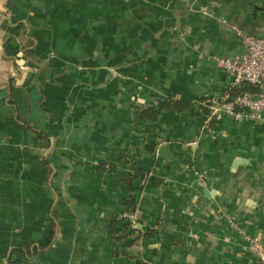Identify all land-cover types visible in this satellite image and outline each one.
<instances>
[{
    "label": "crops",
    "instance_id": "0c3cea01",
    "mask_svg": "<svg viewBox=\"0 0 264 264\" xmlns=\"http://www.w3.org/2000/svg\"><path fill=\"white\" fill-rule=\"evenodd\" d=\"M5 1L0 185L25 183L26 147L38 142L11 119L9 86L50 136V180L63 179L59 190L37 193V208L26 209L21 190L0 198L19 211L0 220L19 224L0 228L1 263L260 264L251 239L264 247V114L206 117L196 105L163 109L156 121L139 113L168 99L218 96L230 80L219 59L243 51L241 35L264 37V0H11L8 11ZM134 167L146 173L132 182L137 207L127 216L121 176ZM51 212V246L30 260L10 255L14 245L48 239ZM111 219L119 228L129 222L118 240Z\"/></svg>",
    "mask_w": 264,
    "mask_h": 264
},
{
    "label": "trees",
    "instance_id": "16d2710c",
    "mask_svg": "<svg viewBox=\"0 0 264 264\" xmlns=\"http://www.w3.org/2000/svg\"><path fill=\"white\" fill-rule=\"evenodd\" d=\"M11 5V0H6L4 3V9L5 10H9ZM26 43L27 45H33V40H31L29 37H26ZM24 49L26 50V45H22L21 50L24 53ZM3 53L8 56L9 58H13V53L6 48L5 43L3 44L2 47ZM28 51H26L27 53ZM8 93H7V103L9 106H11V109L13 110V114L11 116V119L18 122L23 129L29 131L31 133V135L35 136L38 140L37 142V150L38 152L44 154V156L46 155L45 158V164L47 166V177L49 178L50 175H52L53 173V167L51 166V164L48 161V156L49 154H47V151L50 147L51 141H50V136L43 130L40 128H37L35 126V123L29 119L28 117V112L27 111H23L20 107L19 104H17V102L15 100H13L11 98V87L9 86V88L7 89ZM244 91L250 92V93H257L260 91V88L258 86H254V85H249V84H243L239 87L234 88L233 90L230 91L231 95H237L240 94ZM212 97H204V98H199L196 99L195 101H185V100H171L168 99L167 101L162 102L159 106L155 105V104H151L150 106L146 107L145 109L141 110L139 115H140V119L142 120H149V121H156L160 114L161 111L163 109H168V108H172L175 112L177 113H181L185 110H188L190 108H192L193 105H196L199 109V113H202L204 115H206V117H208L211 112L212 109L210 107L211 100ZM206 100V101H205ZM201 102H204L205 105L203 106L202 104H200ZM211 121V120H209ZM209 124H211V122H209ZM147 151L148 152H153L154 151V146L152 144H148L147 145ZM109 167L111 170L116 169V164H109ZM146 171L143 168H139V167H134L132 172H125L122 174L121 176V181L123 183V187L126 191L127 197L123 200V205H124V212L126 213V215H132L137 207L136 205V199L133 195V180L138 178V177H144ZM46 184L48 185V187L50 189L54 188L53 186V181L52 180H47ZM55 214L54 212H51V214L49 215V224H50V234L49 237L46 241L44 242H36V241H29L25 244L22 245H14L12 246L11 250H10V255L13 254L14 252H20L22 253L25 258L27 260H30L34 255L39 254L41 252H44L45 250H47L51 244L54 242L55 236H56V229H57V224L55 222ZM120 223V220H116V219H111L109 221L108 224V232L109 234L115 238L116 240L120 239L123 237V230L125 229V225H127L129 222L127 223H123L122 227H118ZM10 257V256H9ZM8 264H21V263H17L14 260L10 258H8ZM138 264H143L142 262H139Z\"/></svg>",
    "mask_w": 264,
    "mask_h": 264
},
{
    "label": "built area",
    "instance_id": "2783aa9c",
    "mask_svg": "<svg viewBox=\"0 0 264 264\" xmlns=\"http://www.w3.org/2000/svg\"><path fill=\"white\" fill-rule=\"evenodd\" d=\"M241 37L243 51L219 59L230 80L222 94L211 98L210 107L214 114L225 113L235 119L245 115L260 118L264 114V37L249 34ZM243 84L258 86L260 91L255 94L247 91L230 94L231 90ZM251 241V251L260 264H264V247L256 237Z\"/></svg>",
    "mask_w": 264,
    "mask_h": 264
},
{
    "label": "rangeland",
    "instance_id": "374dc122",
    "mask_svg": "<svg viewBox=\"0 0 264 264\" xmlns=\"http://www.w3.org/2000/svg\"><path fill=\"white\" fill-rule=\"evenodd\" d=\"M226 89V88H225ZM224 91V90H223ZM222 91V92H223ZM222 92L218 93V95L222 94ZM24 108V107H23ZM206 124L208 123V119H206ZM38 152L36 150V148L34 146H27L26 147V152H25V160H27V162H31L30 164H27V166L25 167L26 170V175L24 174L23 177L19 176V179H24L25 183L21 184V183H17V179L12 180L11 178H9V182L4 181V183L2 185H0V198L3 195H15L16 192H18V190H21V194H23V196H26V200H27V204H26V209H30L31 206L34 204V206L37 208V203L39 202V197L37 198V193H48L50 188L48 187V185L46 184V181L49 180L51 177H47V166L45 164V161L43 162L37 155ZM41 153V152H40ZM49 163H51V160L49 158H47ZM35 160V161H34ZM26 162V163H27ZM55 170V168L53 167V171ZM59 169L57 170L58 173ZM2 175V174H1ZM11 176V175H10ZM51 176V175H50ZM1 179V178H0ZM6 179V178H5ZM55 179L57 180V182L54 185L53 182V186L54 188L57 190H59V186L61 183L62 178V173L60 174V176L58 177L57 175L55 176ZM11 204L9 206L7 205H0V209L3 211V213L5 214L4 216H1L0 214V220L1 218L7 219V215H11L9 216L10 220L13 219L11 211L16 209V206L14 205L13 202H10ZM50 201H48L47 199L42 200V208L45 209L44 207L49 206ZM21 207V206H20ZM24 207V208H25ZM23 208V206H22ZM16 212L19 213V211L16 209ZM1 213V212H0ZM18 214L14 215V218L17 219ZM21 219V218H20ZM18 221V220H17ZM1 223V222H0ZM28 224V223H27ZM19 225L17 224L16 220H14V222H10V225H7L6 227H3L2 225H0L1 230H4V228H14V226ZM17 232L16 231H11L8 233L9 236V242L11 241L10 239H15L14 234ZM4 236V238H3ZM5 236V233H0V240L1 241H7ZM6 243V242H5ZM5 247H1L0 246V264L1 263V256L4 254ZM13 260V259H12Z\"/></svg>",
    "mask_w": 264,
    "mask_h": 264
},
{
    "label": "water",
    "instance_id": "95a60500",
    "mask_svg": "<svg viewBox=\"0 0 264 264\" xmlns=\"http://www.w3.org/2000/svg\"><path fill=\"white\" fill-rule=\"evenodd\" d=\"M237 161H238V159H237Z\"/></svg>",
    "mask_w": 264,
    "mask_h": 264
}]
</instances>
